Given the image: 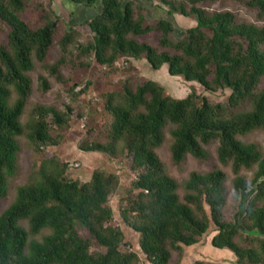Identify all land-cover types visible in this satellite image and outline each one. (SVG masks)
<instances>
[{"label": "trees", "instance_id": "obj_1", "mask_svg": "<svg viewBox=\"0 0 264 264\" xmlns=\"http://www.w3.org/2000/svg\"><path fill=\"white\" fill-rule=\"evenodd\" d=\"M77 6L98 5L99 12L81 21L91 40L76 38L74 25L61 35V18L39 1V13L27 14V0H0V199L8 194V179L17 169L18 137L25 134L35 150L54 145L51 126L68 123L72 107L60 110L36 104L31 117H21L32 94L30 72L34 60L57 82L65 81L61 69L87 68L91 58L114 68L121 57L144 58L151 69L166 64L169 75L197 82L204 91L225 88V101L214 102L192 89L173 98L154 80L107 92L104 110L110 119L105 141H86L82 151L98 152L125 160L134 173L129 194L120 211L123 223L139 235L138 246L150 264H170L173 252L197 243L212 225L211 244L228 249L236 264H264V155L254 142L239 136L264 131V26L241 21L230 10L209 11L204 4L217 0H146L166 7L168 17H192L195 25L171 39L174 22L161 18L146 22V8L133 0H67ZM264 16V0H246ZM157 34L156 43L139 36ZM3 36L5 39H3ZM57 45L60 56L47 63ZM41 94L51 89L47 75L37 76ZM70 87L72 98L86 92ZM170 126L173 163L187 154L208 156L205 145L214 142L218 160L229 165L233 187L239 195L252 190L241 225L256 235L252 245L236 241L237 224L224 213L226 173L220 168L192 171L183 181V195L156 148ZM256 167L249 184L242 169ZM66 164L44 158L27 181L15 190L14 199L0 212V264H141L138 254L126 248L125 234L112 224L108 201L118 184L113 172L95 169L89 180L69 179ZM125 247V249L123 248ZM193 264H204L197 260Z\"/></svg>", "mask_w": 264, "mask_h": 264}, {"label": "rangeland", "instance_id": "obj_2", "mask_svg": "<svg viewBox=\"0 0 264 264\" xmlns=\"http://www.w3.org/2000/svg\"><path fill=\"white\" fill-rule=\"evenodd\" d=\"M43 3L44 8L52 9L62 20L60 23L61 35L68 25H74L76 38L79 41L87 42L91 40V32L86 25L79 24L87 16L82 15L75 5L67 0H27V14L33 16L39 13L37 4ZM135 4H148L146 0H133ZM246 0H217L204 4L209 11L230 10L239 20L253 23L257 26H264V16H259L258 11L245 4ZM166 9L159 2H154L151 8L146 11V22L155 23L158 19L165 18L174 22V31L171 33V39H177L182 35V31L195 25L192 17H183L178 13L173 14V19L168 17L163 10L157 11L155 6ZM95 10L99 12L98 5ZM157 34L139 36V40H146L156 43ZM3 39L4 36H3ZM60 56V50L55 45L47 57V63H54ZM90 65L87 68H70L61 69L63 82H57L53 77L46 74L41 64L34 60V68L29 73L32 78L33 91L24 108L21 121H26L31 117L32 108L36 104L53 106L63 110L64 105L72 107V115L66 125L61 128L51 126L53 135H57V143L42 148L40 151L35 150L32 143L25 134L19 136V151L17 153V169L14 175L8 179V194L4 199H0V212L5 209L14 199L15 190L19 185L24 184L30 173L38 167L44 158H56L59 162L66 164L65 174L69 179L87 181L90 179L95 169H103L113 172L118 176V184L115 191L109 198V205L113 209L112 224L120 226L125 234V242L128 243L126 248L135 251L139 256L141 264H150L138 246L139 235L131 228L127 227L120 217V211L125 205V199L131 196L129 194L130 183L134 179V173L127 169L125 160L120 157L111 158L108 155L98 152L82 151L80 145L86 141H105L104 127L110 119L109 114L104 110L107 92H117L121 90L124 80H127L131 86L150 79L160 84L164 93L173 98L185 97L192 89L198 94L205 95L214 102L225 101L230 90L225 88L215 92H207L195 81H185L181 76L169 75L167 65H162L158 70L150 68L144 58L134 59L121 57L115 64L114 68L100 66L91 58ZM42 73L47 75L51 82V89L41 94L37 85V76ZM90 82L86 92L72 98L69 89L75 83V92H79L86 82ZM170 126L165 128L164 141L156 148V153L166 165L168 173L178 182V193L183 195L182 184L192 171L207 172L214 168H220L226 173V203L224 213L228 220L237 224L239 234L236 241L241 246L253 245L256 242V235L246 231L241 225L244 218V207L246 201L252 193V190L242 191L239 195L233 187L234 174L229 165H223L217 158L216 144L211 142L205 145L208 156L206 159H198L187 154L184 160L178 164L173 163L170 153L172 137L169 132ZM243 142H254L258 145L264 155V131L257 129L246 135L239 136ZM73 164H78L73 166ZM255 166L251 169H242L240 175L249 184L253 176ZM216 233L211 225L208 231L203 234L200 240L190 246H183L182 253L173 252L170 264H193L200 260L204 264H236V256L228 249H218L212 246L211 239ZM125 249V247H123Z\"/></svg>", "mask_w": 264, "mask_h": 264}, {"label": "crops", "instance_id": "obj_3", "mask_svg": "<svg viewBox=\"0 0 264 264\" xmlns=\"http://www.w3.org/2000/svg\"><path fill=\"white\" fill-rule=\"evenodd\" d=\"M74 5V4H73ZM151 3H148V4H143V6L146 8V11H148V7L151 8ZM161 6H155L154 8L157 9V11H160V10H163L165 13H167L166 9H163V8H160ZM78 9L79 12L82 14V15H85L87 16L85 19L89 18L90 16H93L94 14H96L97 12L95 11L97 9V6L94 5L92 7H84V6H77L75 5V10ZM84 19V20H85ZM83 21V20H82Z\"/></svg>", "mask_w": 264, "mask_h": 264}, {"label": "built area", "instance_id": "obj_4", "mask_svg": "<svg viewBox=\"0 0 264 264\" xmlns=\"http://www.w3.org/2000/svg\"><path fill=\"white\" fill-rule=\"evenodd\" d=\"M78 164H73V166H77Z\"/></svg>", "mask_w": 264, "mask_h": 264}]
</instances>
